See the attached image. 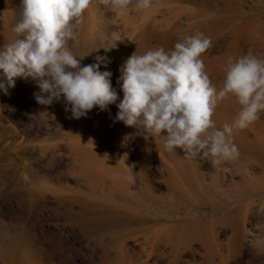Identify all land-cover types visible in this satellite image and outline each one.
<instances>
[{"label":"rangeland","instance_id":"374dc122","mask_svg":"<svg viewBox=\"0 0 264 264\" xmlns=\"http://www.w3.org/2000/svg\"><path fill=\"white\" fill-rule=\"evenodd\" d=\"M15 3L0 0V20ZM215 15L226 21L208 36L212 47L202 59L228 61L250 50L264 55V27L256 29L257 23L264 25V0H152L142 11L134 5L112 11L93 0L70 47L84 56L81 66L107 57L110 62H101L99 70L111 72L115 103L74 119L65 111L63 97L50 106L39 105L33 95L39 89L31 79L16 78L7 94L0 91V264H112L122 243L132 248L130 264L148 254L150 264H264V114L234 137L240 159L215 167L205 159L185 158L179 148L167 152L159 138L146 139L142 129L115 120L123 99V62L134 51L171 48L192 35L196 22ZM16 17L18 12L0 24V49L15 39ZM246 22L251 25L242 31ZM144 31L145 44L140 39ZM223 68L206 65L216 87L222 85ZM83 136L96 139L92 147L111 160L115 175L101 176L95 184L85 178L79 154L88 144L79 139ZM177 165L188 181H176L170 169ZM233 216L242 238L238 246L232 241ZM200 218L210 219L209 228L220 243L213 254L205 255L200 238L191 233L166 256L144 252V238L159 241L169 252L173 226ZM176 255L181 258L177 263L172 260Z\"/></svg>","mask_w":264,"mask_h":264},{"label":"clouds","instance_id":"9594fccd","mask_svg":"<svg viewBox=\"0 0 264 264\" xmlns=\"http://www.w3.org/2000/svg\"><path fill=\"white\" fill-rule=\"evenodd\" d=\"M112 11L134 5L148 9L152 0H99ZM93 0H21L12 26L15 39L0 49V91L8 93L15 79L35 81L36 102L50 106L63 97L71 117H86L94 107L101 111L117 100L111 72L100 71L107 57L81 66L84 56L70 47L84 23ZM116 43L105 51L115 48ZM211 37L197 32L179 39L171 48L157 47L143 54L134 51L122 64L123 99L115 120L137 127L162 141L165 151L179 148L188 159H205L213 167L236 162L241 153L234 131L246 129L264 114V55L251 50L229 57L222 85H213L203 54ZM106 66V65H105ZM233 97L239 110L231 124L217 127L213 119L218 104Z\"/></svg>","mask_w":264,"mask_h":264},{"label":"bare ground","instance_id":"6f19581e","mask_svg":"<svg viewBox=\"0 0 264 264\" xmlns=\"http://www.w3.org/2000/svg\"><path fill=\"white\" fill-rule=\"evenodd\" d=\"M20 6H21V0H17V3H15V5L8 11V14L6 15V19L0 20V24L5 25L9 20H12L15 16H16V12L19 13L20 11ZM189 11V10H188ZM201 12V11H200ZM203 12V11H202ZM201 14V13H200ZM213 15V14H212ZM224 15H222V17L219 16H213V18L208 19V21L206 22H196L195 25L192 26V30L193 34L200 32L203 33L205 36H210L212 34H214V32L217 30V28L226 21V19L223 17ZM231 19V17H230ZM262 21V20H260ZM227 23V22H226ZM251 22H246L243 24V26L241 25V30L245 31V29L247 27H249L251 24ZM225 24V23H224ZM223 24V25H224ZM263 25V24H262ZM259 25L258 23L256 24V29H261L264 27V25ZM6 27V26H5ZM9 27V26H7ZM190 27V26H189ZM239 28V27H238ZM219 29V28H218ZM240 30V31H241ZM262 30V29H261ZM264 30V29H263ZM262 30V31H263ZM241 31V32H242ZM255 31V30H254ZM253 31V32H254ZM243 33V32H242ZM257 34V33H256ZM262 35V34H261ZM147 36H148V32L144 31L143 33H140V39L142 40V43L145 44L147 43ZM205 65H208L209 67H213L214 70L215 69H221L223 68L226 63H227V59H203ZM224 69V68H223ZM221 75V74H220ZM219 88V87H217ZM232 101H233V97H228L226 99H224L223 101H221L218 106L216 107L215 110V114L213 119L218 123V125H220V127H222L225 123L231 124L233 122L234 117L237 114V111L235 110V106L234 104L232 105ZM234 103V101H233ZM249 127V126H248ZM244 131V130H243ZM91 133V132H90ZM97 133V132H96ZM241 133V131H240ZM99 135V134H97ZM242 135V134H241ZM241 135H239V129L234 131V137H240ZM101 138V137H100ZM259 138V137H258ZM257 138V139H258ZM261 138V137H260ZM79 139H82L84 142H88V144H85L83 146L82 149H80V153L83 157V161L85 164V170L86 173L85 174V178H88L89 180L92 181L93 184H95V182L99 181V177H103L104 175L108 176H112L116 174V168H114L112 166V164L110 163V161H108L107 158H105V156L102 154V152H100L99 150L93 148V142L96 141V139L92 136H83L79 137ZM102 139V138H101ZM247 139V138H246ZM255 139V138H254ZM256 139V141H257ZM78 140V139H77ZM99 140V139H98ZM259 140V139H258ZM252 141V140H251ZM255 144V143H254ZM258 144V143H257ZM83 164V165H84ZM83 168V167H82ZM183 167H180L179 165L176 166V168H171L170 172L176 177V181L177 182H183V181H188L186 178V172L182 169ZM178 172H177V171ZM193 170V169H192ZM185 172V173H184ZM179 173V174H178ZM124 174V173H123ZM122 174V175H123ZM179 176H178V175ZM170 175V174H169ZM119 176V175H118ZM84 178V179H85ZM106 178V177H105ZM124 178V177H123ZM101 179V178H100ZM104 179V178H103ZM114 179V178H113ZM117 179V178H116ZM172 179V178H171ZM88 180V181H89ZM120 180V179H119ZM118 181V180H117ZM197 181V180H196ZM91 183V184H92ZM113 183V182H112ZM116 183V182H114ZM186 183V182H185ZM98 184V183H97ZM128 184V183H127ZM171 184V182H170ZM112 185V184H111ZM180 185V184H179ZM100 186V185H99ZM124 186V185H123ZM98 187V186H97ZM102 187V186H101ZM112 187V186H111ZM115 187V186H114ZM189 187V186H188ZM116 188V187H115ZM127 191V190H126ZM183 191V190H182ZM32 192V191H31ZM94 193V192H93ZM126 194V193H125ZM197 194V193H196ZM127 195V194H126ZM131 195V194H130ZM200 196V195H199ZM208 196V195H207ZM90 199V198H89ZM129 199V198H128ZM99 200V199H98ZM95 201V200H94ZM101 202V201H98ZM123 202V201H122ZM105 203V202H104ZM103 203V205H105ZM122 204V203H121ZM100 205V204H99ZM107 206V204H106ZM105 206V207H106ZM104 207V208H105ZM114 207H117L114 205ZM122 208V207H121ZM126 208V207H125ZM108 209V208H107ZM187 220V219H186ZM232 222H233V240L234 244L236 246L240 245V231L238 230L237 227V223H236V217L233 216L232 217ZM179 222V221H178ZM187 222H183L186 223L185 225H181L179 227V225L173 226L175 228V233H173L170 237V245H171V249L169 252H166L164 249V247H160L159 245V241L158 243H153L151 241H147L146 238H144V252L147 253L148 250L150 251V254H152L153 256H155V253L160 252V254L162 255V257L169 253H172L173 250L175 249V247H177L179 244L183 243L185 240L190 238L189 233L193 234V235H198V238H200L201 241V245H202V250L203 253H205V255H211L213 254L212 252H216V246L218 244H220L219 242H217L218 239L215 240L213 233L211 232V228H209V222L210 219L208 218H203V219H198L195 221H192L190 223ZM171 223V222H170ZM179 224V223H178ZM171 230V229H170ZM111 235L115 236L117 233L110 231ZM191 235V236H193ZM117 239V238H115ZM142 240V239H141ZM153 241V240H152ZM196 241V240H195ZM194 241V242H195ZM187 242V241H185ZM166 246V245H165ZM169 246V245H168ZM223 246V245H222ZM119 251L116 254V259L112 262V260L110 262H112V264H130V246L126 243H122L119 247ZM166 249V248H165ZM181 250V249H180ZM193 250V249H192ZM178 251V250H177ZM190 251V250H189ZM223 252V251H222ZM199 253V252H198ZM200 255V254H199ZM180 256V255H179ZM179 256H174L172 259L174 262H178V260L180 261V257ZM195 256V255H194ZM135 257V256H134ZM158 257V256H157ZM209 257V256H208ZM151 258H149V254L146 255V258L143 259L142 255L141 257L138 258V260L140 262H138V264H150V260ZM155 260L157 259L156 257L154 258ZM213 259V258H212ZM109 260V259H107ZM105 260V261H107ZM137 260V259H136ZM171 260V261H172ZM187 260V259H186ZM205 260V258H204ZM227 260V259H226ZM172 261V262H173ZM189 261V260H188ZM194 261V260H193ZM209 261V260H208ZM206 261V262H208ZM109 261H107L108 263ZM171 262V263H172ZM205 262V263H206ZM225 262V261H224ZM185 263V262H184ZM218 263V262H217ZM222 263V262H221ZM134 264V263H133ZM137 264V263H136ZM174 264V263H173ZM209 264V263H208Z\"/></svg>","mask_w":264,"mask_h":264}]
</instances>
